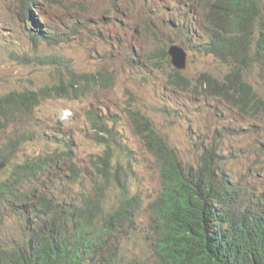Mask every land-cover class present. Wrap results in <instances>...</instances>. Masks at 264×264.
Returning a JSON list of instances; mask_svg holds the SVG:
<instances>
[{"label": "trees", "instance_id": "1", "mask_svg": "<svg viewBox=\"0 0 264 264\" xmlns=\"http://www.w3.org/2000/svg\"><path fill=\"white\" fill-rule=\"evenodd\" d=\"M141 5L142 26L125 27L128 36L122 40L115 35L110 43L114 55L120 49L128 52V66L143 81L153 78L150 71L169 66L167 46L179 43L194 54L229 61L231 69L222 79L209 73L195 79L171 68L164 72L169 87L186 96L220 98L247 114L264 111V98L241 70L246 54L253 51L264 72L260 0H141ZM24 14L32 19L27 11ZM33 21V38L52 37L49 27L44 31ZM110 79L100 70L74 72L50 86L0 96V127L4 123L10 127L5 140H0V226L9 217L20 224L16 235L0 231V264H264V192L255 194L252 185L245 187L241 178H231L217 141L199 148L200 163L183 162L138 106L124 113L157 161L162 183L149 204L152 259L136 256L126 245L125 234L134 228L140 199L130 194L126 182L134 173V155L117 128L118 114L89 110L91 129L85 132L103 150L87 181L74 160L68 131H61L53 152L19 158L27 142H52V136L37 127L13 125L15 117L33 115L46 98L90 95L95 85L110 86ZM75 185L80 187L74 190ZM112 189L117 201L107 205ZM246 189L253 195L245 196Z\"/></svg>", "mask_w": 264, "mask_h": 264}, {"label": "rangeland", "instance_id": "2", "mask_svg": "<svg viewBox=\"0 0 264 264\" xmlns=\"http://www.w3.org/2000/svg\"><path fill=\"white\" fill-rule=\"evenodd\" d=\"M260 2L264 6V0ZM116 9L123 13L116 14ZM26 11L32 19L25 17ZM33 19L42 30L49 27L50 39L32 37ZM142 24L141 0H0V96L13 90L50 86L70 78L74 72L100 70L111 75L110 86L95 85L90 95L79 99L46 98L33 115L15 117L13 125L37 127L52 136V142L43 139L27 142L18 156H43L48 150L53 152L61 131H68L74 142V160L85 176L83 180L87 181L103 150V146L85 132L91 129L89 110L95 107L101 114L106 110L118 114L117 128L134 155V173L126 177V182L130 194L140 199L134 228L125 234L126 245L136 256L152 259L149 204L159 194L162 183L157 161L134 133L124 109L140 107L183 162L200 163L201 149L217 141L220 160L226 162L230 177L241 178L242 184L252 185L255 194L264 192V111L247 114L235 104L217 97L186 96L174 91L165 83L164 74L174 69L171 63L165 70L150 71L153 78L143 81L137 70L128 66V52L120 49L114 55L110 43L115 35L122 40L128 36L125 27L140 28ZM186 51L187 68L183 72L195 79L201 73L222 79L231 69L229 61ZM241 70L264 98V72L254 61L253 51L246 54ZM7 126L8 123H4L0 127L1 141L10 131ZM220 133L224 134L218 137ZM121 157L125 156L121 154ZM79 187L75 185L74 190ZM116 192L115 189L109 191L107 205L117 201ZM246 193L253 195L248 189L245 196ZM3 229L9 236L16 235L20 224L9 217L3 228L0 226L1 232Z\"/></svg>", "mask_w": 264, "mask_h": 264}, {"label": "water", "instance_id": "3", "mask_svg": "<svg viewBox=\"0 0 264 264\" xmlns=\"http://www.w3.org/2000/svg\"><path fill=\"white\" fill-rule=\"evenodd\" d=\"M171 64L180 71L187 67V51L178 44H171L168 48Z\"/></svg>", "mask_w": 264, "mask_h": 264}, {"label": "clouds", "instance_id": "4", "mask_svg": "<svg viewBox=\"0 0 264 264\" xmlns=\"http://www.w3.org/2000/svg\"><path fill=\"white\" fill-rule=\"evenodd\" d=\"M171 44H178V45H180L179 43H170L168 46H167V54H168V48H169V46L171 45ZM181 46V45H180ZM183 47V46H182ZM184 48V47H183ZM185 49V48H184ZM186 50V49H185ZM168 56H169V54H168ZM169 59H170V56H169ZM187 60H188V53H187ZM171 63V62H170ZM173 66V65H172ZM174 67V66H173ZM175 68V67H174ZM187 68V67H186ZM176 69V68H175ZM186 70V69H185ZM184 70V71H185ZM180 71V70H179Z\"/></svg>", "mask_w": 264, "mask_h": 264}, {"label": "bare ground", "instance_id": "5", "mask_svg": "<svg viewBox=\"0 0 264 264\" xmlns=\"http://www.w3.org/2000/svg\"><path fill=\"white\" fill-rule=\"evenodd\" d=\"M249 22V21H248ZM37 24H39L38 22H37ZM217 59V58H216ZM225 70V69H224ZM229 70V69H228ZM228 72V71H227ZM205 75V74H204ZM203 76V75H202ZM210 77V76H209ZM208 77V78H209ZM217 77V76H216ZM233 77V76H232ZM207 78V77H206ZM228 78H229V76H228ZM232 79V78H231ZM230 80V79H229ZM234 80H236V79H234ZM211 82V81H210ZM215 82V81H214ZM199 84V83H198ZM209 84V83H208ZM211 84V83H210ZM245 87V86H244ZM236 89H237V87H236ZM236 180V179H235ZM245 187H248V185H245ZM7 232V231H6ZM231 257V256H230ZM230 262V261H229Z\"/></svg>", "mask_w": 264, "mask_h": 264}]
</instances>
